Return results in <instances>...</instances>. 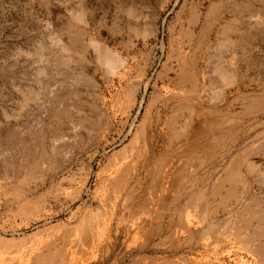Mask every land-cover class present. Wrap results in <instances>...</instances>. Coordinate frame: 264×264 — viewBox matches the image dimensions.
<instances>
[{"label": "rangeland", "instance_id": "obj_1", "mask_svg": "<svg viewBox=\"0 0 264 264\" xmlns=\"http://www.w3.org/2000/svg\"><path fill=\"white\" fill-rule=\"evenodd\" d=\"M212 3L225 27L229 0H0V165L9 166L0 180V238L11 260L264 264V108L248 113L235 99L264 96V41L254 43L249 65L232 68L238 84L223 86L215 69H232L229 54L217 51L218 25L205 32ZM81 11L90 35L127 61L113 82L91 50L49 40L53 28L64 38L75 29L85 46V25L72 19ZM196 60L199 94L179 84ZM195 107L193 128L208 113L225 119L204 161L197 152L174 156L191 144L181 129ZM94 110L99 121L87 115ZM97 124L101 136L78 150ZM235 159L252 165H241L242 182L231 183L224 174Z\"/></svg>", "mask_w": 264, "mask_h": 264}, {"label": "bare ground", "instance_id": "obj_2", "mask_svg": "<svg viewBox=\"0 0 264 264\" xmlns=\"http://www.w3.org/2000/svg\"><path fill=\"white\" fill-rule=\"evenodd\" d=\"M242 1V0H241ZM230 2V7H228L227 12L230 15V20L228 21V23H225V27H221L219 26L220 21L223 18V13L222 8L219 4L216 3H212L209 6V14L212 15L213 17V21H207L206 25V29L205 32L208 33L209 28L211 27H217L215 30V38L217 41V51H219L220 53H228L229 54V59H230V64H229V68L232 69L234 67V65L236 63H243V64H247L249 65L253 60H251L250 56L252 54V49H253V45L255 42H260V41H264V0H243L242 3H238L237 0H229ZM56 3V2H55ZM54 3V4H55ZM56 5V4H55ZM58 5V2H57ZM59 7V6H58ZM86 15V14H85ZM195 15V14H194ZM84 12H80L79 14L75 15L72 19H74V21H76V23H82L85 25V30L82 29L80 30V33L82 35H85L87 37V39L85 40V46L83 45L82 47H80L78 45V43H76V40L74 39V37L76 38L75 35L78 34V32H76V30L74 29V31H71V35H68L67 37L64 38V35L60 33V28L59 29H51L50 31V37L49 40L51 41V43L56 44V45H60V48H62V50H67L70 46L71 47H77L78 48H84L85 50H91L94 54V58L95 60L101 64V66L104 67L105 69V73L107 74V76L112 78V82L113 79L116 76H120L121 74V70H124L125 67L127 66V61L122 59L119 55L114 54L111 52V50L105 46L104 44L100 43L99 41L95 40L91 35L90 32L87 30L88 27V23H86V21L84 22ZM197 18V17H196ZM194 19V18H193ZM223 21V20H222ZM49 24V22H48ZM65 24V22H64ZM222 25V24H221ZM58 27V26H57ZM67 27V28H66ZM70 27L71 24L67 23V26H65L66 31H69V29H71ZM75 27V26H74ZM64 28V29H65ZM220 28H222L221 32L219 31ZM215 29V28H214ZM62 31V30H61ZM79 31V30H78ZM63 32V31H62ZM191 32V31H190ZM204 32V33H205ZM70 33V32H69ZM68 33V34H69ZM192 33V32H191ZM202 33V32H201ZM66 34V33H65ZM193 35V34H192ZM81 37V36H80ZM65 39V40H64ZM80 39V38H79ZM82 45V44H81ZM88 53V52H87ZM181 54V53H180ZM219 54V53H218ZM220 56V55H219ZM221 57V56H220ZM186 59V58H185ZM93 61V60H92ZM257 63V62H255ZM98 66V65H97ZM102 67V68H103ZM192 67V66H191ZM194 69L193 71H190L188 73L185 72L181 75L180 79H179V84H185V83H191L190 85H192V87L195 88V92L196 94H199L202 90V86H201V74H200V69L198 67L197 64V60L194 63ZM216 72L218 73L220 82L222 83L223 86H227V85H234V84H238V79H237V73L235 72V69H232L231 71V75H228L226 73H224L220 67L217 66V68L215 69ZM140 71V70H139ZM124 73V72H123ZM122 73V74H123ZM142 75V74H141ZM204 76V75H203ZM92 77L86 76L85 75V80H87L88 82H91ZM230 87V86H229ZM135 90V89H134ZM212 95V94H211ZM222 95V93L220 94ZM218 97V96H217ZM216 97V98H217ZM221 96H219L218 98H220ZM157 98V97H156ZM200 98V97H199ZM206 98V97H205ZM217 98V99H218ZM214 99V98H213ZM236 100L241 101L243 104L246 105L247 111L249 112H254L257 110H261L264 108V96H262L261 98H255L253 97V95H249L246 93L240 94L237 97H235ZM234 99V100H235ZM92 101V100H91ZM212 102V101H211ZM93 103V102H92ZM215 103V102H214ZM225 103V102H224ZM216 104V103H215ZM82 107V106H81ZM88 107V105H87ZM90 107V105H89ZM85 107H82L81 113L84 112L85 113V109H83ZM93 110V108H91ZM96 109V108H95ZM182 109V108H181ZM200 109L195 107L192 108L190 110V114H189V119L188 122L186 124V126L181 129V135L182 137H192L191 138V144H189V146L184 147L183 149H185V151L183 152H177L174 156H177V158L179 157H183L184 155H186L187 152L192 153V152H197L199 153L200 157L202 158L201 161H204V157H206L208 155V153L206 152L207 150L209 151V149L211 148V145L213 143L210 142L209 140V136L211 135V133H217V135H219V131L221 129H223V121H225L224 118H222L219 114L216 113H211V114H207L209 121L207 123H202L200 124L197 128H193V117L198 114V112ZM87 111V110H86ZM182 111V110H181ZM204 113V112H203ZM219 113V112H218ZM222 113V112H221ZM87 114V113H86ZM85 114V115H86ZM90 118V120H95V121H99L98 120V115L97 113H94L91 111L90 114H87ZM88 118V117H87ZM86 118V120H87ZM176 118V117H175ZM240 118V117H239ZM133 121V120H132ZM174 119L170 118L167 120V122H165L167 125H171L173 123ZM228 121V120H227ZM234 119L229 120L228 122H233ZM95 123V122H94ZM146 121L144 120L145 124ZM174 124V123H173ZM237 124V123H236ZM81 125L84 126V120L83 123H81ZM226 125V124H225ZM234 125V124H233ZM196 126V125H195ZM91 127V126H90ZM93 129V127H91ZM84 129V128H83ZM101 127L97 126L94 128L93 133H95L94 138L89 139L86 141V143L80 142V147L78 150L83 151L86 147L91 146L93 144V140H97L102 132H100ZM103 130V129H102ZM224 130V129H223ZM32 131V130H31ZM82 131V130H81ZM172 131V130H171ZM83 132V131H82ZM173 131L171 132V135H173ZM177 133V132H176ZM80 134V133H79ZM85 134V133H84ZM141 136H145L146 134V129H144V125H143V129L141 130ZM235 134V133H234ZM81 135V134H80ZM91 135V134H90ZM180 135V136H181ZM191 135V136H190ZM88 135H85L84 137H86ZM81 137V136H79ZM235 136H233L234 138ZM151 138V137H150ZM217 138V137H216ZM83 139V138H82ZM87 139V138H86ZM152 139V138H151ZM170 139V138H169ZM144 140V139H143ZM176 140V139H174ZM1 141V140H0ZM3 141V139H2ZM204 143L202 145H200V142ZM145 142V141H144ZM229 142V141H228ZM224 143V142H223ZM2 144V142H1ZM0 144V145H1ZM35 144V143H34ZM74 144V143H73ZM131 144V142H130ZM148 144V143H147ZM199 144V145H198ZM30 145V144H29ZM66 145V143H65ZM71 145V144H70ZM149 145V144H148ZM214 145V144H213ZM34 146V145H33ZM126 146V145H125ZM201 146V147H200ZM203 146V147H202ZM36 146H34L35 148ZM60 147V146H59ZM151 147V146H150ZM89 148V147H88ZM87 148V149H88ZM60 149V148H58ZM62 149V147H61ZM60 149V150H61ZM77 149V148H76ZM76 149H73L74 151ZM146 149V148H145ZM150 149V148H149ZM65 150L67 151V153L71 152L72 149L68 146H65ZM77 150V151H78ZM126 150V149H125ZM218 150V148H217ZM58 151V150H57ZM59 152V151H58ZM60 153V152H59ZM65 153V152H64ZM66 153V154H67ZM203 153V154H202ZM211 153V152H210ZM71 154V153H69ZM68 154V155H69ZM73 154V152H72ZM76 154V153H74ZM78 154V152H77ZM188 154V153H187ZM65 155V154H63ZM67 155V156H68ZM144 155V153H143ZM71 156V155H70ZM76 156V155H75ZM80 156V155H79ZM118 156V155H117ZM73 157V156H72ZM71 158V157H70ZM196 158V157H195ZM75 159V157H74ZM73 159V160H74ZM170 159V158H169ZM175 159V158H174ZM191 159V158H190ZM197 160V159H196ZM1 161V160H0ZM145 161V160H144ZM148 161V160H147ZM191 161V160H189ZM139 162V161H138ZM165 163V162H163ZM188 163V161H185V163L183 164L184 166ZM8 164V163H7ZM6 162L5 165H0V180L1 179H7V168L9 169V166L6 167ZM159 164V163H158ZM247 165V167H251L252 164H250L249 162H247L246 159H235L234 161L231 162V168L229 169L228 173L224 174V180L226 181H230L231 183H238V182H242V178L240 176V172H239V167L241 165ZM135 166V165H134ZM155 166V165H154ZM163 166V165H162ZM181 166H178V168L175 171V174H177L178 171L181 170L180 168ZM63 168V167H62ZM66 168V167H65ZM64 170V169H62ZM125 170V169H124ZM127 170V169H126ZM156 170V169H155ZM242 170V169H241ZM257 170V169H256ZM4 171V172H3ZM49 171V170H48ZM128 171V170H127ZM53 172V171H52ZM183 172V171H182ZM126 173V172H124ZM158 174V173H157ZM165 174V173H164ZM9 175V174H8ZM152 176V175H151ZM124 178L123 177H119V181H122ZM160 179V177H159ZM139 180V179H138ZM127 181V179H126ZM142 181V180H141ZM157 181V180H156ZM173 181L175 182V179L173 178ZM180 182V181H179ZM139 183V182H137ZM136 183V184H137ZM153 183V182H152ZM168 183V182H167ZM9 184V183H8ZM140 184V183H139ZM183 184V183H182ZM171 185H174V183H171ZM112 186V185H111ZM158 185H156L157 187ZM116 187V186H115ZM110 188V187H109ZM234 188H236L234 186ZM128 190V189H127ZM155 190V189H153ZM157 191V190H156ZM218 191V190H217ZM118 192V191H117ZM134 192V191H133ZM167 193V192H166ZM228 193V192H227ZM109 194V193H108ZM107 194V195H108ZM109 196V195H108ZM130 196V195H129ZM205 197V196H203ZM179 198V197H178ZM107 199V197H106ZM131 200V199H130ZM192 200V199H191ZM190 200V201H191ZM108 201V200H107ZM198 202L200 204V201H195ZM104 203V201H103ZM113 203V202H112ZM193 203V202H192ZM141 204V203H140ZM189 204V203H188ZM105 205V203H104ZM135 205V204H134ZM139 205V204H138ZM27 206V205H26ZM108 206V205H107ZM133 207V206H132ZM138 207V206H137ZM199 208V206H198ZM159 209V208H158ZM162 209V208H161ZM106 210V209H105ZM167 210V209H166ZM151 212V211H150ZM156 212V211H155ZM160 212V211H159ZM162 212V211H161ZM197 212V211H196ZM145 214V213H144ZM152 216V215H151ZM157 218V217H156ZM77 224V223H76ZM89 224V223H88ZM90 225V224H89ZM163 225V224H162ZM71 226V225H70ZM215 228V227H214ZM217 228V227H216ZM236 228V227H235ZM163 229V228H162ZM234 229V227H233ZM62 230V229H61ZM66 232V231H65ZM69 232V231H68ZM215 232V231H214ZM234 233V232H233ZM69 234V233H67ZM86 235V234H85ZM68 236V235H67ZM89 236V235H88ZM150 237V236H149ZM153 238H151L152 240ZM18 240V239H17ZM73 240V239H72ZM13 241V240H12ZM144 241V240H143ZM66 242V241H65ZM88 242V241H87ZM86 242V243H87ZM158 242V241H157ZM76 243V242H75ZM161 243V242H160ZM1 244V243H0ZM73 244V243H72ZM12 245V244H11ZM78 245V244H77ZM74 248V247H73ZM78 248V247H77ZM61 249V248H60ZM59 251V250H58ZM22 255V254H21ZM60 255V254H59ZM67 256V255H66ZM67 257H65L64 259H66ZM47 259V258H46ZM54 260V259H53ZM67 260V259H66ZM1 264V263H0ZM6 264V263H5ZM17 264V263H16ZM31 264V263H30ZM54 264V263H53Z\"/></svg>", "mask_w": 264, "mask_h": 264}, {"label": "crops", "instance_id": "obj_3", "mask_svg": "<svg viewBox=\"0 0 264 264\" xmlns=\"http://www.w3.org/2000/svg\"><path fill=\"white\" fill-rule=\"evenodd\" d=\"M0 263L1 264H27L26 261H17L15 262L14 260H11V255H12V251L11 248L9 246H7V244H5V240L3 238H0ZM233 247V245H232ZM246 247V246H245ZM244 245L241 246L240 251L241 252H245L248 249L245 248ZM248 252V251H247ZM54 262H52L51 260H42L40 262H33L31 264H53ZM30 264V263H28ZM55 264V263H54Z\"/></svg>", "mask_w": 264, "mask_h": 264}]
</instances>
